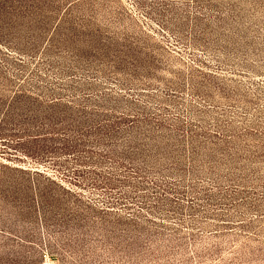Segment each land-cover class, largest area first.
Instances as JSON below:
<instances>
[{
    "label": "rangeland",
    "instance_id": "1",
    "mask_svg": "<svg viewBox=\"0 0 264 264\" xmlns=\"http://www.w3.org/2000/svg\"><path fill=\"white\" fill-rule=\"evenodd\" d=\"M0 264H264V0H0Z\"/></svg>",
    "mask_w": 264,
    "mask_h": 264
}]
</instances>
